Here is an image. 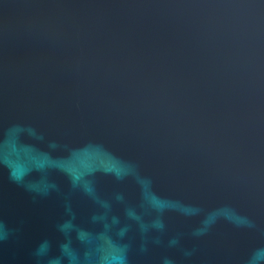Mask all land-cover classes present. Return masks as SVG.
Wrapping results in <instances>:
<instances>
[{
  "label": "water",
  "instance_id": "95a60500",
  "mask_svg": "<svg viewBox=\"0 0 264 264\" xmlns=\"http://www.w3.org/2000/svg\"><path fill=\"white\" fill-rule=\"evenodd\" d=\"M0 264H264V0H0Z\"/></svg>",
  "mask_w": 264,
  "mask_h": 264
}]
</instances>
